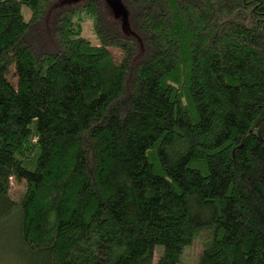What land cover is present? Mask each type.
<instances>
[{
  "label": "trees",
  "instance_id": "trees-1",
  "mask_svg": "<svg viewBox=\"0 0 264 264\" xmlns=\"http://www.w3.org/2000/svg\"><path fill=\"white\" fill-rule=\"evenodd\" d=\"M121 1L132 36L105 0H0V230L27 264H179L201 235L196 264H264V0Z\"/></svg>",
  "mask_w": 264,
  "mask_h": 264
},
{
  "label": "rangeland",
  "instance_id": "rangeland-1",
  "mask_svg": "<svg viewBox=\"0 0 264 264\" xmlns=\"http://www.w3.org/2000/svg\"><path fill=\"white\" fill-rule=\"evenodd\" d=\"M84 0H62L61 4L66 6L78 7L83 3ZM106 6L111 12V19L115 20L118 24L119 31L126 35L132 36L129 28L127 12L123 7L121 0H105ZM25 20H28L30 13L23 9ZM74 21L78 23L80 28V36L85 39L89 44L98 46V40L94 34L92 18L84 12H78ZM113 60L119 63L121 54L116 50H109ZM7 80L11 84L16 83L14 66L10 65L7 70ZM23 193V184H16L11 181L10 196L12 199L17 200ZM204 240V236L201 235L191 247L187 248L180 259L179 264H196L201 254V244ZM158 252L155 253V260L158 257ZM24 254L18 250L15 240L10 231L6 228L3 231L0 230V264H27L24 261Z\"/></svg>",
  "mask_w": 264,
  "mask_h": 264
}]
</instances>
